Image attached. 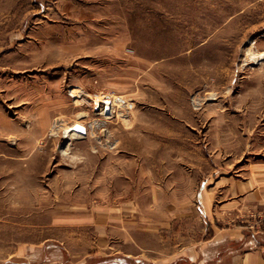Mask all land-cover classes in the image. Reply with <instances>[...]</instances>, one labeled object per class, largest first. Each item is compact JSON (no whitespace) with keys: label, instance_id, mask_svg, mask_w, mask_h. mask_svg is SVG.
Here are the masks:
<instances>
[{"label":"rangeland","instance_id":"1","mask_svg":"<svg viewBox=\"0 0 264 264\" xmlns=\"http://www.w3.org/2000/svg\"><path fill=\"white\" fill-rule=\"evenodd\" d=\"M261 54L264 0H0V260L152 245L187 202L260 229Z\"/></svg>","mask_w":264,"mask_h":264},{"label":"crops","instance_id":"2","mask_svg":"<svg viewBox=\"0 0 264 264\" xmlns=\"http://www.w3.org/2000/svg\"><path fill=\"white\" fill-rule=\"evenodd\" d=\"M187 205L192 206L191 212L183 214L182 221L196 222V229L180 233L174 226L176 217L167 216L165 231L148 230L158 240L152 245L143 243L142 228L133 232L119 230L115 250L100 252L93 248L74 264H264V224L260 229L240 225L220 227L222 220L235 219L231 213L222 216L214 212L212 202H187ZM228 207L227 204L225 208ZM20 257L15 258L11 252L0 264H63L46 257L41 261Z\"/></svg>","mask_w":264,"mask_h":264},{"label":"built area","instance_id":"3","mask_svg":"<svg viewBox=\"0 0 264 264\" xmlns=\"http://www.w3.org/2000/svg\"><path fill=\"white\" fill-rule=\"evenodd\" d=\"M99 101V103H98ZM94 108L100 114L104 116H110L116 112V109L125 103L124 98L116 97L111 94H104L103 96L97 98L94 102ZM84 125V124H83ZM68 131L72 133V135H85L87 133V126H78V124H74Z\"/></svg>","mask_w":264,"mask_h":264},{"label":"bare ground","instance_id":"4","mask_svg":"<svg viewBox=\"0 0 264 264\" xmlns=\"http://www.w3.org/2000/svg\"><path fill=\"white\" fill-rule=\"evenodd\" d=\"M260 56H261V57H263V56H264V54H261ZM258 58H259V56H258ZM98 103H99V101H98ZM78 126H80V127H81V126H83V125H82V124H80V123H78Z\"/></svg>","mask_w":264,"mask_h":264}]
</instances>
